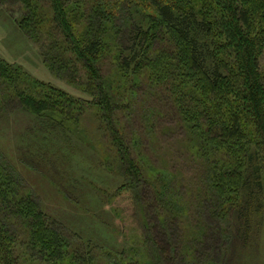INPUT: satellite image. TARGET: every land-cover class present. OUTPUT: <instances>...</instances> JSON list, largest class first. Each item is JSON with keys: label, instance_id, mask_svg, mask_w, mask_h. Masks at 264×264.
Here are the masks:
<instances>
[{"label": "trees", "instance_id": "16d2710c", "mask_svg": "<svg viewBox=\"0 0 264 264\" xmlns=\"http://www.w3.org/2000/svg\"><path fill=\"white\" fill-rule=\"evenodd\" d=\"M0 2L19 4V28L39 44L53 72L88 96L34 80L20 65L0 58L3 103L75 135L82 116L95 107L122 171L118 193H133L146 222L152 206V217L177 240L179 250L174 245L169 251L143 236L147 258L143 252L139 264H180L185 252L184 235L174 239L168 227L170 219L183 218L185 201L171 190L167 169L147 173L136 150L140 139L130 140L118 118L122 103L145 81L170 93L192 154L204 160L210 187L204 206L213 204L226 239L231 227L242 232V224L250 226L254 202L264 208V0ZM146 188L151 201L143 199ZM195 232L204 238L205 231ZM19 243L27 245L23 260ZM98 251L91 240L66 236L0 148V264H97L103 257Z\"/></svg>", "mask_w": 264, "mask_h": 264}, {"label": "rangeland", "instance_id": "374dc122", "mask_svg": "<svg viewBox=\"0 0 264 264\" xmlns=\"http://www.w3.org/2000/svg\"><path fill=\"white\" fill-rule=\"evenodd\" d=\"M21 14L19 4L0 2V58L20 65L34 80L51 82L87 98L45 62L39 44L17 25L16 18ZM107 61L112 62V56ZM260 65L264 70V53ZM145 83L139 86L135 97L128 96L130 100L122 103L118 118L130 140L136 135L140 139L136 150L139 148L147 173L155 175L167 169L171 173V190L185 201L181 207L183 218H172L168 225L174 239L177 233L184 235V256L181 252L178 256L184 261L180 264H264L262 204L256 207L254 202L247 229L244 224L242 232L231 227L226 233L232 234L226 239L221 223L212 213L213 204L207 205L210 211L204 206L210 188L202 173L204 160L192 154L189 132L170 93ZM1 98L0 95V148L5 157L22 172L44 211L61 224L66 236L76 242L91 240L99 249L97 253L103 252L97 264H139L143 252L147 258L143 236L153 246L158 244L173 251L175 245L179 250L177 240H172L155 215L152 217V206L146 210V222L133 193H118L122 171L95 107H89L82 116L79 135H75L27 111L15 110L16 106L3 103ZM143 196L144 201H151L152 191L146 188ZM195 231H205L204 238L198 239ZM17 238L22 240L23 236L18 234ZM16 249L23 260L27 245L19 243Z\"/></svg>", "mask_w": 264, "mask_h": 264}]
</instances>
